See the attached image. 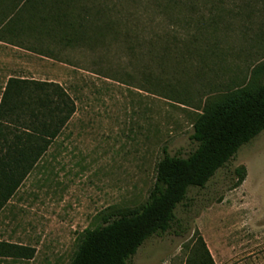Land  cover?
I'll list each match as a JSON object with an SVG mask.
<instances>
[{"label": "rangeland", "instance_id": "rangeland-1", "mask_svg": "<svg viewBox=\"0 0 264 264\" xmlns=\"http://www.w3.org/2000/svg\"><path fill=\"white\" fill-rule=\"evenodd\" d=\"M26 1L0 10L29 23ZM175 1L32 0L42 17L59 9L81 25L78 41L23 38L51 58L0 42V106L10 79L58 84L75 104L0 210V245L16 248L0 250V264H69L84 232L146 203L165 151L197 149L207 108L264 83V0ZM240 168L247 178L234 189ZM175 222L130 264H189L200 239L215 264H264V132L189 191Z\"/></svg>", "mask_w": 264, "mask_h": 264}, {"label": "trees", "instance_id": "trees-1", "mask_svg": "<svg viewBox=\"0 0 264 264\" xmlns=\"http://www.w3.org/2000/svg\"><path fill=\"white\" fill-rule=\"evenodd\" d=\"M6 1L0 0V4ZM166 2L168 6L176 5L175 0ZM30 3L32 0H27L25 7L37 19L33 17L29 23L19 11L6 15L0 10V42L51 58L52 55L46 56L48 52L26 46L23 38H48L67 47L78 41L81 25L71 21L67 13L57 9L49 17H42L40 9L45 6ZM74 113L75 104L60 85L9 80L0 106V210ZM263 132L264 83L240 90L207 108L194 125L191 137L197 149L188 158L171 157L165 151L157 164L156 182L146 203L137 209L112 213L103 219L102 225L84 232L69 264H130L149 239L173 229L176 210L192 188H205L242 147ZM43 142L48 145L46 148L42 147ZM236 176L234 189L246 181V168L238 169ZM200 241L201 254L189 264H215L206 244ZM13 249L16 248L0 245L4 252Z\"/></svg>", "mask_w": 264, "mask_h": 264}]
</instances>
